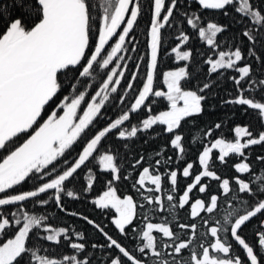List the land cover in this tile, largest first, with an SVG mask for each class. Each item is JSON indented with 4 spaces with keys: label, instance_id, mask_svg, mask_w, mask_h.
<instances>
[{
    "label": "snow or ice",
    "instance_id": "obj_1",
    "mask_svg": "<svg viewBox=\"0 0 264 264\" xmlns=\"http://www.w3.org/2000/svg\"><path fill=\"white\" fill-rule=\"evenodd\" d=\"M194 2L199 9L214 10L222 16L220 20L205 21L201 13L184 12L186 24L218 56L216 59L207 56L205 60L210 66L209 74L228 69L238 73L230 77L237 87L236 96L223 102L246 106L245 111L255 110L264 121V96L261 100L251 97V92L256 90L264 94V79H253L255 69L251 63L241 64L251 56L264 75V54L258 55L255 49L258 37L264 47V36L259 35L264 32V0ZM179 4L180 0H151L150 60L146 79L126 111L97 127L106 116L104 110L112 94L118 93L128 66L125 63L121 70L122 65L116 63L94 94L87 91L92 88L89 80L94 79L97 68L107 70L114 60L123 61L121 53L136 51L134 44L130 49L126 47V41H135L130 34L142 12L140 0H0V152L4 153L0 157V264H149V258L151 264H264V172L254 171L245 151L252 146L264 147V131L254 134L248 126H236L232 140L214 139L210 146L197 152L196 162L185 161L181 168L167 171L163 176L150 166L142 167L132 186L148 206L156 207L145 209L140 224L134 222L138 218V207L144 209V204H138L132 195L121 197L112 186L113 181L122 178L118 155L110 148L103 153L99 151L102 141L110 135L125 141L160 125L164 126L163 132L170 134L172 149L184 157L185 138L179 129L189 118L204 113L208 96L203 93L213 84L205 82L198 90H186L183 83L192 73L187 66H182L163 73L166 90L154 89L162 30L170 26ZM230 10L241 19L230 15ZM245 20L252 27H244L242 36L251 47L221 49L225 34L231 35L233 26ZM190 38L187 32H181L176 38L178 46L171 51L177 60L193 59L191 49L182 50ZM138 75L139 64L122 95L118 96L117 105L125 104L129 92L134 91ZM246 92L249 95H245ZM150 98L165 99L168 110L147 115L138 125L122 127L131 121L132 114L141 110L152 113L155 100ZM46 107L52 110L42 120ZM221 127V123L214 124L215 129ZM203 136L211 137L212 129ZM78 143L81 150L76 157L67 158L66 153ZM191 143H203V138H192ZM214 150H218V155L214 156ZM233 156L238 160L229 164ZM256 159L264 165V155ZM92 161H96L100 173H109L111 178L106 181L107 190L91 203L102 211L114 210L111 224L119 237L133 234V239L139 241L136 251L140 256L130 251L121 239L109 234L94 218L70 211L62 202L64 197L73 201L81 199L69 185L85 168L88 169L87 183L83 191L88 193L93 189L97 175L88 167ZM144 163L145 158L141 156L131 167L139 168ZM154 163L158 169L173 161L169 157L163 161L156 159ZM217 163L243 175L226 177L219 172ZM181 176L186 178V183L177 197L174 193ZM165 179L170 190L166 196L167 207L160 195H143L144 191L161 193ZM30 180L40 183L32 190L10 192ZM210 182H215V186ZM149 184L153 187H146ZM42 195L46 198H41ZM30 200L41 207L54 203L62 213L91 225L104 238L102 244L92 243L91 249L106 253L107 260L91 257L83 232L72 229L70 233L69 227L48 223L49 216L24 210L22 205ZM5 206L18 207L5 213ZM177 209H186L192 222H177L174 228ZM152 212L167 213V216L154 223L151 222ZM197 218L202 222L199 226L195 222ZM253 221L255 243L244 235ZM198 227L203 231L198 232ZM32 241L56 246L67 241L70 249L82 255L50 257L41 254V248ZM234 245L239 247L243 257ZM185 250H189L187 255H184Z\"/></svg>",
    "mask_w": 264,
    "mask_h": 264
},
{
    "label": "trees",
    "instance_id": "obj_2",
    "mask_svg": "<svg viewBox=\"0 0 264 264\" xmlns=\"http://www.w3.org/2000/svg\"><path fill=\"white\" fill-rule=\"evenodd\" d=\"M142 6V12L140 17L138 18L137 24L134 26L133 32L130 36L135 37V41L132 43L127 42V47L130 49L133 44L135 45V52H127L126 57L122 62L123 65L127 64V70L125 71L124 78L121 81V85L118 87V93L112 94L110 101L106 104L105 112L106 116L103 120L99 122L97 127H101L108 123V118L116 119L123 111H126L130 106V103L134 101V97L136 91L142 88V84L146 79L147 72V62L150 60V50H149V33H150V21H151V0H140ZM186 5H190V7H186ZM188 11L189 13L198 12L203 14V19L205 21L208 20H220L222 18L220 13L215 12L214 10H202L199 9V6L194 2V0H180V4L178 10L174 12V18L170 21V26H166L165 29L162 30V47L160 50L159 58H158V66L156 72V81L154 84L155 90H166V85L163 84V73L169 70H175L182 66H187L189 68L192 76L189 80L183 83V86L186 90H198L199 87H202L205 82H212L213 86L211 89L207 90L206 94L208 96V100L205 102V111L202 115L195 116L189 118L185 122L182 123L181 129L179 131L184 135V143L186 146V153L183 158H181L178 152L172 149L169 143V136L163 132L164 126H154L153 129L147 132L138 133L137 137L131 138L129 140L121 141L115 138L114 135H110L106 138L105 141H102V146L100 148V152L103 153L106 150L111 149L114 153L118 155L117 163L121 168V179L119 181H113L112 186L117 189V193L123 197L125 195H132L134 200L137 201L138 204H144V209L138 207V218L134 223L140 224L142 223V216L145 209L149 207L145 201L142 199L141 193L137 192L135 188H133V184L136 179H138L139 171H142V167L150 166L153 170H158L159 173L163 176L165 172L170 170H177L181 168L185 161L187 162H196V156L198 151H202L204 146H210L214 139L216 138H226L227 140H232L234 137V128L236 126H248L250 130L256 134L260 131H264V121L258 117L255 110L248 109L245 111L246 106H238L225 104L223 101L228 99H233L236 96L237 87L234 86L233 81L230 77L237 76L236 73L232 69L228 70H220L219 73L209 74L210 66L205 63L207 56H212L213 59L218 58V56L214 55L209 48L198 38V35L194 30L191 29L189 25L186 24V17L184 16V12ZM230 15L236 16L237 19H241V17L230 10ZM244 27H252L247 20L243 22V24H235L233 26L231 35L225 34V42L221 44V49L227 50L228 48H233L235 46H239L242 49L247 47H251V45L247 42V38L242 36V30ZM181 32H187L190 35V41L187 45H185L182 49L188 50L191 49L193 51V59L188 62L179 61L175 58V53H172V47L178 46V40L176 39ZM260 36H264V32L259 34ZM95 39V38H94ZM219 39V37H218ZM255 49L258 55L264 54V47L261 46V43L258 42L255 45ZM110 51V48L107 49ZM106 54V53H105ZM141 57L143 60H141ZM116 63V61H115ZM243 63H251L253 68L255 69L253 73V79L259 80L264 79V75H261L259 71V65L254 60L253 57H246V61ZM139 64V75L137 80L134 83V91L129 92L128 99L125 101L124 105H117V98L119 95H122L123 90L126 88L127 82L131 78V74L135 71V66ZM112 66H109V69H99L97 68L94 73V79H90L89 82L92 84V88L87 89L90 94H94V91L98 90L102 80L106 78V75L110 71ZM243 83V82H242ZM84 90V89H82ZM245 95H249L248 92ZM262 94L259 90L251 92V97L256 100H261ZM155 100V103L152 105V113H147L144 110H141L138 114H132V119L130 122H125V125L122 127H130L132 124L138 125L140 120L146 118L147 115L156 114L158 115L160 111H166L167 101L163 98H150V100ZM51 107H46L45 115L42 117L46 119L47 114L51 112ZM41 120V122H42ZM221 123V129H215L214 124ZM208 129H212V136L205 137L203 133ZM195 137H202L203 143L192 144L191 139ZM123 144H127L128 147H122ZM116 146V147H113ZM117 148L119 149L117 152ZM81 150V146L78 143L74 145L73 149L66 153V157L69 159H73L76 157L77 153ZM248 156L249 162L252 164L254 171L259 174L260 172H264V165L256 159L258 155H264V147L262 146H252L250 149L245 150ZM162 153V155H157V153ZM4 153L0 152V157H2ZM218 155V150H214V156ZM143 156L145 158L146 163H144L139 168H132L131 164L139 157ZM169 157L172 158L173 163L162 164L157 169L155 165V160H166ZM63 159V158H62ZM234 160H238L237 157H230L229 164H231ZM89 168L92 169L93 173L97 175V181L93 185V189L85 193L83 191L86 186V174L87 168L81 170L79 174L76 176L72 185L69 187L76 191L79 195H81L80 200L73 201L71 198L64 197L62 202L70 211H78L84 213L89 216V218H94L97 222H99L102 226L105 227V230L109 232V234L114 235L115 238L121 239L122 242L129 248L130 251L134 252L137 256L140 254L136 251V248L139 244L138 240L133 239V234H130L128 237H119L117 230L114 225L111 224V219L114 217V210H100L96 208L91 200L98 198L99 195L103 194V191L107 190L106 181L111 178V174L109 173H100L99 166L96 161H92L89 165ZM217 167L219 168V172L226 175V177H232L233 175H243L236 174L234 169L229 168L225 165H219L217 163ZM125 175H129V179H124ZM40 183V181H26L22 186H18L10 192L18 193L20 191L32 190L34 185ZM186 183V178L182 176L178 178L177 191L174 193L175 196H179L182 194L184 185ZM213 186H215V182H210ZM146 187H153L150 184L146 185ZM170 193L169 190V182L167 179L164 180L161 193H149L147 191L143 192L145 196H154L160 195L164 199L165 207H167L166 196ZM201 197L205 194H199ZM242 198L247 199L241 194ZM41 198H46L42 195ZM18 206H5L3 211L5 213L10 212L11 210H15ZM24 210L29 211L30 214L37 215H47L50 217L48 223L53 226H66L70 228V233L72 229L76 231H81L84 233L85 240L84 242L88 245L87 251L90 253L93 258L102 257L105 261L107 260L106 253L101 252L99 249H91L92 243L102 244L104 243L103 236L98 233L91 225H88L83 220L77 217H71L65 213H62L58 207L55 206L54 203H50L47 206L41 207L39 205H34L33 202L26 201L22 205ZM151 222L159 223L161 220L167 216V213H159L152 212L151 214ZM171 220V217H168ZM184 223V222H192L189 218L188 212L186 209H177V221L173 222L174 228L175 223ZM197 225H201V221L199 218L195 221ZM179 231L178 229H176ZM9 234H11L12 230L9 229ZM203 231L202 227H198V232ZM255 231V221H253L248 226V230H245L244 235L247 239L255 243L253 239L252 233ZM182 238H184L182 236ZM73 239L75 236L73 235ZM32 243L41 248V254L49 255L50 257H62L65 254L68 255H82L78 254L75 250L70 249L67 246V241L62 243L59 246L51 245L45 242H36L32 241ZM234 249L241 254L243 257V253L239 249V247L234 245ZM189 250H185L184 255L188 254ZM98 264V262H97ZM149 264H151V258H149Z\"/></svg>",
    "mask_w": 264,
    "mask_h": 264
},
{
    "label": "flooded vegetation",
    "instance_id": "obj_3",
    "mask_svg": "<svg viewBox=\"0 0 264 264\" xmlns=\"http://www.w3.org/2000/svg\"><path fill=\"white\" fill-rule=\"evenodd\" d=\"M122 27H123V26H122ZM114 40H115V38H114ZM110 43H113V42H110ZM126 47H127V41H126ZM121 55H123V56H124V59H125V57H126V53H121ZM115 61H116V63H120V64H122V62H123V61H117V60H114V61H113V64L110 65V66L114 67L115 64H116Z\"/></svg>",
    "mask_w": 264,
    "mask_h": 264
},
{
    "label": "water",
    "instance_id": "obj_4",
    "mask_svg": "<svg viewBox=\"0 0 264 264\" xmlns=\"http://www.w3.org/2000/svg\"><path fill=\"white\" fill-rule=\"evenodd\" d=\"M149 50H150V35H149Z\"/></svg>",
    "mask_w": 264,
    "mask_h": 264
},
{
    "label": "rangeland",
    "instance_id": "obj_5",
    "mask_svg": "<svg viewBox=\"0 0 264 264\" xmlns=\"http://www.w3.org/2000/svg\"><path fill=\"white\" fill-rule=\"evenodd\" d=\"M183 50V49H182ZM175 70H177V69H175ZM169 71H171V70H169ZM168 110V109H167Z\"/></svg>",
    "mask_w": 264,
    "mask_h": 264
}]
</instances>
